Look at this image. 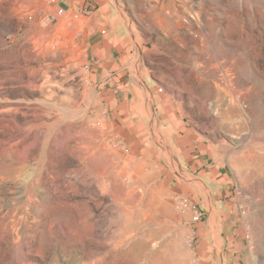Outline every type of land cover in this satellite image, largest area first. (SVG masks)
<instances>
[{
  "label": "rangeland",
  "instance_id": "rangeland-1",
  "mask_svg": "<svg viewBox=\"0 0 264 264\" xmlns=\"http://www.w3.org/2000/svg\"><path fill=\"white\" fill-rule=\"evenodd\" d=\"M87 1L0 0V264H264V0Z\"/></svg>",
  "mask_w": 264,
  "mask_h": 264
},
{
  "label": "built area",
  "instance_id": "built-area-1",
  "mask_svg": "<svg viewBox=\"0 0 264 264\" xmlns=\"http://www.w3.org/2000/svg\"><path fill=\"white\" fill-rule=\"evenodd\" d=\"M45 2L48 5L56 6V14L58 16H62L66 11L70 10L72 7L80 8L81 13L90 14L92 6H90L89 2L87 0H41ZM79 13H75V17H78ZM86 69L91 68V63H86L84 65ZM106 116V113L104 112L103 117ZM97 125L102 124V120L98 119L96 121ZM111 142L116 147H123L124 143L121 139L118 137H113L111 139ZM174 199L178 200L179 198L173 197ZM185 206L184 200H182V207ZM193 216L191 218L190 227L187 229L185 233V243L187 247L194 251L196 249V239H197V232L195 228V224L198 222H201L204 217V213L198 209H196L193 206Z\"/></svg>",
  "mask_w": 264,
  "mask_h": 264
},
{
  "label": "crops",
  "instance_id": "crops-1",
  "mask_svg": "<svg viewBox=\"0 0 264 264\" xmlns=\"http://www.w3.org/2000/svg\"><path fill=\"white\" fill-rule=\"evenodd\" d=\"M91 58H92L93 61H95V64H98V65L103 64L104 59H103L102 56H100V55L95 53L94 55L91 56Z\"/></svg>",
  "mask_w": 264,
  "mask_h": 264
}]
</instances>
